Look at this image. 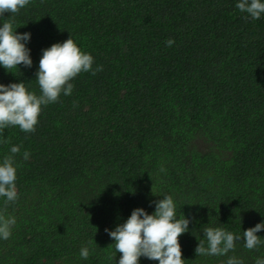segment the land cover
I'll return each instance as SVG.
<instances>
[{
	"label": "trees",
	"instance_id": "obj_1",
	"mask_svg": "<svg viewBox=\"0 0 264 264\" xmlns=\"http://www.w3.org/2000/svg\"><path fill=\"white\" fill-rule=\"evenodd\" d=\"M238 2L30 0L0 17L31 34L33 61L15 74L0 65V83L40 95L42 50L70 36L103 69L42 106L34 132L0 133V162L20 147L18 199L0 197V213L16 220L0 264H118L105 229L138 207L152 214L164 195L190 220L178 238L184 264L264 258V243L248 250L243 240L264 222V14L252 19ZM206 227L240 236L235 251L197 256ZM257 235L264 241V229Z\"/></svg>",
	"mask_w": 264,
	"mask_h": 264
},
{
	"label": "clouds",
	"instance_id": "obj_2",
	"mask_svg": "<svg viewBox=\"0 0 264 264\" xmlns=\"http://www.w3.org/2000/svg\"><path fill=\"white\" fill-rule=\"evenodd\" d=\"M30 0H0V17L5 13H18L29 4ZM236 7L247 13L252 19H259L264 14L262 0H239ZM30 33H19L14 30L13 23L5 20L0 26V65L7 71L32 66L30 49L26 46L30 40ZM167 47L174 44L169 38ZM94 57L83 52L71 36L65 41L53 43L42 50L36 80L40 87V95L29 91L25 83H0V133L4 129L18 126L25 133L35 131L42 106L58 101L61 94L71 95L74 84L71 82L82 72H91L96 75L102 71V65L93 68ZM15 74V73H14ZM8 143L7 140L4 141ZM12 155H5L0 162V197H5V204L13 203L18 199L16 190L17 168L15 154L20 152L19 146H12ZM28 151L23 153L27 160ZM165 171L163 167L160 169ZM16 220L14 217H5L0 213V239L10 238ZM189 218L184 215L177 218L176 206L173 197L164 195L163 199L155 201V211L149 214L144 208H135L127 220L115 227L114 230L105 229L114 240L116 253H121L118 264H139L140 258L158 261L159 264H184L179 237L189 231ZM264 229V222L257 223L243 231L244 247L248 250L257 248L261 243L259 231ZM205 241L199 240L195 253L197 256H224L235 251V242L240 236L220 227H206L203 229ZM90 251L87 247L81 248L80 256L87 259ZM113 257H109L112 259ZM226 264H243L235 256L227 259ZM255 264H264V258H257Z\"/></svg>",
	"mask_w": 264,
	"mask_h": 264
}]
</instances>
